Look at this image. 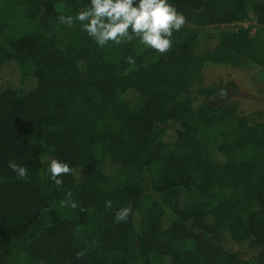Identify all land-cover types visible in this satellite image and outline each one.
<instances>
[{
  "label": "trees",
  "instance_id": "obj_1",
  "mask_svg": "<svg viewBox=\"0 0 264 264\" xmlns=\"http://www.w3.org/2000/svg\"><path fill=\"white\" fill-rule=\"evenodd\" d=\"M168 2L187 23L159 54L59 22L89 0H0V264H264V121L226 102L233 83L190 90L207 63L264 82V0ZM249 20L199 44L198 27ZM51 159L73 169L60 189Z\"/></svg>",
  "mask_w": 264,
  "mask_h": 264
},
{
  "label": "clouds",
  "instance_id": "obj_2",
  "mask_svg": "<svg viewBox=\"0 0 264 264\" xmlns=\"http://www.w3.org/2000/svg\"><path fill=\"white\" fill-rule=\"evenodd\" d=\"M58 20L62 24L72 26L79 22L82 30L104 48L109 42L115 45L131 43L134 40L146 48L155 50L159 54H166L172 48L174 32L180 31L187 23L186 17L168 2V0H89V4L81 8L73 16L60 15ZM129 65H135L132 56L126 58ZM10 169L19 179H26L28 170L10 161ZM47 171L57 189L63 187L60 177L73 173V169L65 162L51 159ZM71 192L67 193V201L72 208L77 204L71 201ZM106 208L112 207L110 200L105 202ZM132 205L122 207L114 214V223L127 222L132 214ZM86 250L76 253L77 259H82Z\"/></svg>",
  "mask_w": 264,
  "mask_h": 264
},
{
  "label": "rangeland",
  "instance_id": "obj_3",
  "mask_svg": "<svg viewBox=\"0 0 264 264\" xmlns=\"http://www.w3.org/2000/svg\"><path fill=\"white\" fill-rule=\"evenodd\" d=\"M245 27L254 32L258 25L255 21L249 20L243 23L234 24H213L198 27L199 44L208 48H212L216 44L215 34L219 31L230 33L240 27ZM18 33L14 25H9L2 33L3 36H11ZM256 68L241 69L236 66L221 63H207L201 71L200 81H193L190 84L191 93L196 100L201 101V95L198 89L211 85L224 86L227 83H233L234 87H230L226 98V102L233 104L236 111L246 118V122L252 124L254 122L264 121V82L256 79ZM9 74V72L7 73ZM132 94L129 95L131 97ZM216 103L219 101L214 100ZM24 255L17 254L13 257L11 264H23Z\"/></svg>",
  "mask_w": 264,
  "mask_h": 264
},
{
  "label": "built area",
  "instance_id": "obj_4",
  "mask_svg": "<svg viewBox=\"0 0 264 264\" xmlns=\"http://www.w3.org/2000/svg\"><path fill=\"white\" fill-rule=\"evenodd\" d=\"M238 24H240V23H243V24H245L246 22H237ZM234 24V23H233Z\"/></svg>",
  "mask_w": 264,
  "mask_h": 264
}]
</instances>
